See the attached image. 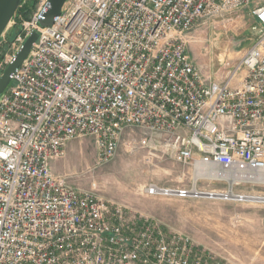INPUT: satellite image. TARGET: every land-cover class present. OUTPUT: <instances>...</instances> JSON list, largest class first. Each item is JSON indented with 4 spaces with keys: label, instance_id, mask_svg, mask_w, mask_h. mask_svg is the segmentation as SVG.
<instances>
[{
    "label": "built area",
    "instance_id": "built-area-1",
    "mask_svg": "<svg viewBox=\"0 0 264 264\" xmlns=\"http://www.w3.org/2000/svg\"><path fill=\"white\" fill-rule=\"evenodd\" d=\"M48 1L9 24L7 64L38 36L0 97V264H214L188 235L102 197L95 183L73 185L52 162L91 135L103 164L136 128L141 145L199 173L190 188L148 183L146 195L238 200L246 194L235 186L264 182V0H66L42 27ZM247 5L260 33L233 64L205 73L187 33ZM203 180L227 187L198 188Z\"/></svg>",
    "mask_w": 264,
    "mask_h": 264
},
{
    "label": "rangeland",
    "instance_id": "rangeland-1",
    "mask_svg": "<svg viewBox=\"0 0 264 264\" xmlns=\"http://www.w3.org/2000/svg\"><path fill=\"white\" fill-rule=\"evenodd\" d=\"M36 0H24L23 7ZM247 5L201 18L187 33V48L191 60L205 73L219 68L220 62L233 64L260 33L259 25ZM20 10V11H21ZM14 21L26 19L22 11ZM17 26L11 23L0 41V75L5 69L9 42ZM12 84V82H11ZM141 132L127 128L121 135L115 156L97 163L95 139L86 135L70 141L62 157L52 162L55 174H72L70 182L80 188L95 189L104 198L126 205L138 217L160 221L167 233L188 235L197 251L210 254L214 264H264V201L223 199L210 196H151L144 185L184 186L190 188L194 171L191 166L174 161L160 147L140 144ZM223 184L199 181L198 188L226 189ZM235 192L264 196V182L241 183Z\"/></svg>",
    "mask_w": 264,
    "mask_h": 264
},
{
    "label": "water",
    "instance_id": "water-1",
    "mask_svg": "<svg viewBox=\"0 0 264 264\" xmlns=\"http://www.w3.org/2000/svg\"><path fill=\"white\" fill-rule=\"evenodd\" d=\"M24 0H0V37L9 26L17 9ZM66 0H49L48 6L42 12L38 19L39 25H51L61 12ZM38 32L34 29L25 38L20 48L16 51L12 61H10L0 75V97L10 82V75L15 72L28 57L34 42L36 41Z\"/></svg>",
    "mask_w": 264,
    "mask_h": 264
},
{
    "label": "bare ground",
    "instance_id": "bare-ground-1",
    "mask_svg": "<svg viewBox=\"0 0 264 264\" xmlns=\"http://www.w3.org/2000/svg\"><path fill=\"white\" fill-rule=\"evenodd\" d=\"M199 175V173L196 171L194 172L193 174V181H195L197 179V176ZM263 176H264V172H261L257 175V178L258 179H263ZM228 198H232V199H237L239 197H236V195H231V193H227V196ZM241 199H248V200H258V201H264V196H258V195H254V194H249V195H243L241 197ZM240 200V199H238Z\"/></svg>",
    "mask_w": 264,
    "mask_h": 264
},
{
    "label": "trees",
    "instance_id": "trees-1",
    "mask_svg": "<svg viewBox=\"0 0 264 264\" xmlns=\"http://www.w3.org/2000/svg\"><path fill=\"white\" fill-rule=\"evenodd\" d=\"M31 6L33 7V4L30 5L29 7L27 6V8H26V7H23L22 10L20 9L21 7L19 6L18 9H17V11H20V10H21L22 13L24 14V16H25V17H28V13L30 12V9H31L30 7H31ZM21 11H20V12H21Z\"/></svg>",
    "mask_w": 264,
    "mask_h": 264
},
{
    "label": "crops",
    "instance_id": "crops-1",
    "mask_svg": "<svg viewBox=\"0 0 264 264\" xmlns=\"http://www.w3.org/2000/svg\"><path fill=\"white\" fill-rule=\"evenodd\" d=\"M245 49H246V48H245ZM245 49H244V50H245ZM242 52H243V50H242Z\"/></svg>",
    "mask_w": 264,
    "mask_h": 264
}]
</instances>
